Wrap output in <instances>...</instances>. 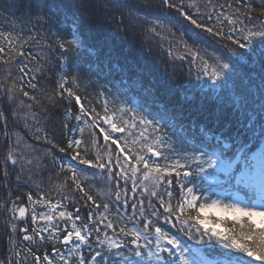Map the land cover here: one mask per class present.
I'll return each instance as SVG.
<instances>
[{"label": "snow or ice", "instance_id": "obj_1", "mask_svg": "<svg viewBox=\"0 0 264 264\" xmlns=\"http://www.w3.org/2000/svg\"><path fill=\"white\" fill-rule=\"evenodd\" d=\"M101 4L105 8L113 4L121 16H124L123 9L127 8V26L134 32L144 31L150 39L158 37L167 40L172 37L173 43L166 50L167 55L187 61L189 75L191 67L195 66L197 80L206 77L214 85L220 82L218 87H222L227 79L239 73L240 61L253 58L258 60L264 79V13L261 23H254L256 17L250 15L253 11L250 0H238L235 5L227 3V0L225 3L204 0L202 4L198 0H158L155 4L153 0H140L139 3L132 0L123 5L114 3V0H87L88 6L97 9ZM261 7L264 8V0H261ZM165 11L169 16L175 15L182 20L171 23L167 19L162 20L160 13ZM30 15H36L38 22L41 19L50 22V18L40 15L39 11ZM120 23L124 25L123 20ZM185 23L191 26V31L185 28L184 34L177 36L176 32L180 29L176 25ZM208 36L218 38L222 43L220 54L213 53L211 62L202 47ZM256 40L261 41L259 46H254ZM67 43L78 44L75 40ZM42 44L43 38L30 35L18 44L9 41L8 52L0 46V63L8 66L0 79V88L4 89L0 97L6 98L10 106L6 110L3 100H0V137L4 138V151L0 152V190L6 193L0 195V212H10L5 237L8 252L0 255V264H12L9 254L16 258L15 264H27L29 257L33 264H53L54 257L47 253L38 254L49 241L60 257L57 264H252L253 261L264 264V124L258 137V150H253L257 137L249 138L246 133L237 132L233 137L237 145L236 153L229 156L227 152L233 145L221 139L228 131L224 128L221 135L215 138L213 151L209 152L201 145L195 149L199 156L193 152L190 156L169 159L175 149L168 145L171 152L164 154V135H145L149 128L160 132L158 123L143 116L136 120L137 114L125 107L110 111L107 100L102 104V114L94 106L86 107L76 82L61 76L59 91L45 90L41 93L42 99L53 107L58 104L57 97L67 101L63 105V127L69 129V133L78 131L80 136H73L64 144L58 143L49 138L44 125L45 117L33 110L34 105L38 104L41 109L46 105L37 99V95L24 90L25 86L38 89L35 82L37 74H44L47 61L39 53H26L24 47ZM47 47L51 50L52 44L48 43ZM59 47L68 50L64 43H60ZM241 49L245 51L241 52ZM17 57H31L34 63L30 66L31 62L25 63ZM42 60L45 62L42 63ZM21 94L33 103H26L20 98ZM129 112L132 113L131 122L124 119ZM10 120L23 121L36 133L34 139L50 147L37 148L22 140L10 127ZM72 121H75V126L70 128ZM137 125L144 130L131 141L126 139L124 134L131 136ZM85 131L88 139L84 138ZM201 132L208 140L212 139L203 129ZM101 142L103 153L98 149L94 155L91 154V148ZM221 144L222 149L219 147ZM208 146L213 147L211 144ZM57 151L66 153L83 167L59 163ZM153 157H163L165 163L162 165ZM50 167H58L61 173L67 171L68 175L50 187H42L33 177ZM90 169L96 171L90 172ZM12 172H16L17 181L32 182L37 189L36 197L29 192L27 200L33 206L31 221L40 222L42 226L32 227L31 233L27 223L29 208L8 199L11 197L9 183ZM97 176L103 178L102 184L93 194L87 183L90 177L95 179ZM197 176L221 186L235 180L237 186L258 191L259 198H251V203L201 202L207 201L208 197L202 195L195 181ZM174 183L179 190L175 197ZM53 191L58 197L55 201L51 199ZM198 191H201L200 195ZM75 192L80 195H74ZM65 200L73 204L74 211L67 210L63 203ZM8 204L10 209L6 207ZM37 205L47 211L38 215L35 211ZM82 207L89 209L86 217L79 214ZM210 212L231 216L240 227H233L227 232L218 231L221 221L210 220ZM18 221H25L24 226L18 227ZM80 221L84 222L78 223ZM18 233L22 234L20 240L17 239ZM188 241L201 247H194ZM22 242L27 244L21 248ZM213 243L228 250L223 253V259L209 260L206 257L204 247ZM56 245H62L64 251Z\"/></svg>", "mask_w": 264, "mask_h": 264}, {"label": "trees", "instance_id": "obj_2", "mask_svg": "<svg viewBox=\"0 0 264 264\" xmlns=\"http://www.w3.org/2000/svg\"><path fill=\"white\" fill-rule=\"evenodd\" d=\"M131 2L132 0H114V3L120 5ZM135 2L139 3L140 0H135ZM157 2L158 0H153L154 4ZM203 2L204 0H198V3L202 4ZM213 2L215 3L216 0ZM219 2L225 3V0H219ZM237 2L238 0H227V3L234 5ZM250 2L253 7L250 15L256 17L254 23L259 24L262 13H264L261 0H250ZM37 11L40 15L50 18V22L46 19H41L38 22L36 15H30ZM123 12L124 16H121L113 4H108L107 8L101 4L97 9L95 6H88L87 0L84 2L82 0H0V33L11 34L15 28L22 30L20 41L26 40L34 34H37L38 37L43 36V51L39 54L47 58L45 72L42 75L37 74L35 82L38 84V89H30L25 86L24 90L37 95V99L46 105L44 109H41L38 104L34 105L33 110L45 117L44 125L49 138L64 144L73 136L77 138L80 136L78 131L69 133V129L63 127V105L67 101L59 100L57 97L58 104L53 107L47 100L42 99L41 93L45 90L48 92H53L54 89L59 91V80L63 76L66 80L75 81L79 86V94L86 107L94 106L102 114V104L106 95L113 98L118 107L126 109L131 107L138 115L154 119L160 129L166 131L171 144L178 150L177 155L171 153V159L190 156L193 152L199 156L200 153L195 149L201 145L207 148V151H213L216 147L215 138L221 135V130L224 128H227L228 131L224 132L221 139L224 143L233 145L227 152L229 156H234L236 153L237 145L234 143L233 137L237 132L246 133L249 138L257 137L256 149L260 145L258 137L261 125L264 124V113L257 107L260 103L264 104V79H262L258 60L253 58L240 61L242 66L236 76L234 87L229 85L228 80L219 88L212 85L202 86L200 81L195 83V66L191 67V75H189L190 67L187 61L173 59L167 55L166 50L170 43H173L172 37L167 40L158 37L150 39L144 31H132L127 26V8H124ZM160 16L162 20L167 19L169 23L174 20H182L181 17L175 15L169 16L166 11L160 13ZM121 20L124 21V25H121ZM176 28L180 29L176 32L177 36L184 34L185 28L191 31V26L187 23L177 24ZM185 39H187V35H185ZM73 40L78 44L69 45L67 43ZM48 43L52 44L51 50L47 47ZM60 43H64L68 50L60 48ZM260 43V40H256L254 46H259ZM0 46H4L5 51L8 52V44L1 37ZM202 47L206 49L208 57L211 59L213 53L220 54L222 43L218 38L213 39L208 36ZM173 50L175 51L174 44ZM24 51L29 53L31 50L28 51L24 47ZM240 51L244 52L245 50L241 49ZM9 54L11 55V53ZM33 54L35 55V52ZM16 59L23 60L25 63L31 62V57H17ZM32 63L34 62H31L30 66ZM7 67L0 63V79L3 78L4 70ZM13 72L15 73V69ZM10 83L11 80H9ZM2 91L4 89L0 88V92ZM20 98L26 103H33L22 94ZM0 100H3L4 108L9 109L7 99L0 97ZM256 103L258 104L255 105ZM75 111L76 108L73 107V112ZM124 119L127 120L125 115ZM30 124L31 121H29ZM9 125L28 144L35 145L37 148L50 147L43 144L42 141L34 139L36 133L31 127L25 126L23 121L10 120ZM74 126L75 121H72L69 127ZM201 129L212 139L208 140ZM61 133H63V137H61ZM84 138H89L87 131L84 133ZM8 143L11 145L10 141ZM210 144L213 147H209ZM219 147L222 149L223 144ZM249 147L251 148V144ZM98 149L99 146L91 148V154L94 155ZM3 151L4 138L0 137V152ZM56 158L59 163H63L65 166L72 164L74 167H83L76 166V162L72 161L66 153L57 151ZM211 171L209 170V172ZM15 175L16 172H12L9 183L11 197L8 199L17 201L18 205L28 206L30 202L27 200V194L31 192L34 198L37 195L35 184L23 179L17 181ZM67 175V171L61 173L58 167H50L40 172L38 176H34L33 180L36 183H41L42 187L45 185L50 187ZM221 180H223L222 176ZM195 181L200 186L202 195L208 197L207 201L201 202L207 203H210L216 196V191L224 192L237 187L234 180L231 184L223 186L210 183L200 176L195 177ZM101 184V176H97L95 179L90 177L87 187L95 194ZM237 189L244 190L242 186H238ZM65 191L67 192L68 189L65 188ZM201 191H198L197 194L200 195ZM173 192L174 197L179 194L175 183ZM0 195H6V193L0 190ZM74 195L79 196L80 193L75 192ZM136 195L139 196V192ZM57 198L56 192L53 191L51 199L55 201ZM63 203L67 206V210L74 211L72 203L67 200ZM131 203L130 199L129 204ZM6 207L10 209L11 205L8 204ZM88 211V208L82 207L79 214L86 217ZM209 218L212 221H221L220 225L226 232L233 227H240V224L235 223L229 217L221 219L211 216ZM8 219H10V212H0V255L8 252V243L5 239L8 231L6 227ZM24 223L25 221H20L18 227L24 226ZM27 223L31 233L33 224L30 219L27 220ZM172 231L175 232L174 229ZM21 236L22 234L18 233L17 239L20 240ZM188 243L194 244L193 241H188ZM26 244L27 242H22L20 247L22 248ZM93 246L95 247V244ZM56 247L60 248V251L64 250L62 245H56ZM194 247L201 246L194 244ZM53 251V244L49 241L44 244L38 254L42 256L47 253L50 257H54ZM227 251V249H223L222 245L215 243L204 247L205 255L216 260L223 259V253ZM85 254L87 255L86 251ZM9 255L12 264H15L16 258ZM27 264H33L31 257L28 258ZM252 264H257V262L253 261Z\"/></svg>", "mask_w": 264, "mask_h": 264}, {"label": "rangeland", "instance_id": "obj_3", "mask_svg": "<svg viewBox=\"0 0 264 264\" xmlns=\"http://www.w3.org/2000/svg\"><path fill=\"white\" fill-rule=\"evenodd\" d=\"M21 33H23V31L22 30H18L17 28H15L14 29V31H12V33L11 34H3L2 36H0L4 41H6V43L9 45V41H11L13 44H18L19 42H21L20 40H21ZM34 35H36L37 37H38V35L37 34H34ZM38 38H43V36L41 37H38ZM41 47H43V44L41 45V46H25V49L27 48L28 49V51H29V49L31 50V51H29V53H32L33 54V52H35V54H37V53H41L42 51H41ZM207 58H209V57H207ZM209 62H211V59L209 58ZM236 76H237V74H234L230 79H227L228 80V82H229V85L231 86V87H234L235 85H236ZM194 78H195V83H198L199 81L201 82V85L202 86H205V87H207L208 85H212V86H215V87H217V88H219L218 87V85H219V83L220 82H217V85H214V84H212V82L210 81V80H208L206 77H201V79H199V80H197L196 79V68L194 69ZM105 100H107L108 102H109V105H110V111L113 109V108H119L118 107V104L113 100V98H111V97H108V96H104V101ZM258 103H256L255 105H257ZM129 106V105H128ZM257 107H259L258 109H261L262 111H263V113H264V104H262V103H260V104H258L257 105ZM127 109H131V107H127ZM137 114V113H136ZM125 116H126V119L129 121V122H131V117H132V113L131 112H129V113H127V114H125ZM141 117V115H136V117H135V119L136 120H138L139 118ZM143 117H145V116H143ZM118 118H119V114H118ZM148 119H152V118H149V117H147ZM154 122H156L154 119H152ZM157 123V122H156ZM105 127H107L106 125H105ZM144 129L141 127V126H139V125H137V127L135 128V129H133L132 130V135L131 136H128L127 134H124V136H125V138L126 139H128V140H132V139H134L135 138V136L139 133V132H141V131H143ZM149 134H151V135H153V136H156V137H158V136H160V135H164V139H165V146H164V148H163V151H164V154L165 155H169L170 154V152H171V150L168 148V145H171V149H175V152H172V153H175V155H177L178 154V150H177V148L173 145V144H171V140H170V137H169V135L166 133V131L165 130H163V129H160V132H154L153 131V129H151V128H149L148 129V131L147 132H145V135H149ZM97 146H99V149L101 150V151H103V148H104V146H103V143H101L100 145L98 144ZM171 157L172 156H170L169 155V159H171ZM153 160H156V161H158L159 163H161L162 165L165 163V161H164V158L163 157H153L152 158ZM75 165L76 166H78L76 163H75ZM90 172H92L91 170H90ZM103 179V178H102ZM207 181H210L211 182V180H207ZM163 187V186H162ZM249 189V191L250 192H252V191H254L253 189H250V188H248ZM257 194H256V196H255V198H257V200H258V198H259V192L258 191H255ZM249 197L250 196H246V197H244L241 193H239V192H236L234 195H231L230 197H229V194H223V193H221V192H219L218 191V193L216 194V196H214L213 198H212V200L211 201H213V200H219V201H221L223 204H231V203H236V202H243V203H248V201L249 200H247V199H249ZM210 201V202H211ZM22 206H25V205H22ZM25 207H28L29 208V213H28V218H27V220H29L30 219V217H31V212H32V208H33V206L29 203V205L28 206H25ZM35 211H36V213L39 215V214H42V213H44V212H46L47 211V209L46 208H44V207H42V206H40V205H37V206H35ZM211 216H217V217H219V218H221V219H224V218H226V217H229V218H232L231 216H226V215H217V214H215V213H208V218L209 217H211ZM210 219V218H209ZM233 219V218H232ZM30 221H31V219H30ZM18 224L20 223V221H18L17 222ZM31 223L33 224V227H40V226H42V224L40 223V222H32L31 221ZM58 223H63V222H59L58 221ZM218 231H225L226 232V230L224 229V227L222 226V225H220L219 226V228L217 229ZM46 235V234H45ZM61 235H62V233H61ZM86 252H87V248L86 249H84ZM207 257V256H206ZM208 258V257H207ZM209 260H211L210 258H208ZM60 260V257L58 256L57 258H55L54 259V261H53V264H57V262ZM142 264H145V262H142Z\"/></svg>", "mask_w": 264, "mask_h": 264}, {"label": "bare ground", "instance_id": "obj_4", "mask_svg": "<svg viewBox=\"0 0 264 264\" xmlns=\"http://www.w3.org/2000/svg\"><path fill=\"white\" fill-rule=\"evenodd\" d=\"M260 146V145H259ZM259 146L256 148V149H254V150H257L258 148H259ZM226 194H229V197L231 196V195H234L235 193H233V192H231L230 190H228L227 192H226Z\"/></svg>", "mask_w": 264, "mask_h": 264}]
</instances>
